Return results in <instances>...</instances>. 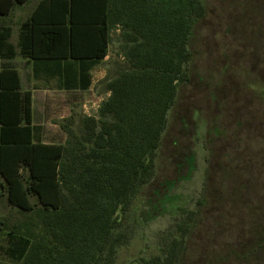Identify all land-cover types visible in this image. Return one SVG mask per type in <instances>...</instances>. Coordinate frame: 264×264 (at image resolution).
Returning a JSON list of instances; mask_svg holds the SVG:
<instances>
[{"label":"trees","instance_id":"trees-1","mask_svg":"<svg viewBox=\"0 0 264 264\" xmlns=\"http://www.w3.org/2000/svg\"><path fill=\"white\" fill-rule=\"evenodd\" d=\"M25 1L0 0V14ZM210 1L43 0L22 25L24 58L98 63L115 28L122 62L104 80L110 96L97 114L62 125L64 144L35 141L32 95L22 91L17 71H1L0 198L24 222L0 220V234L7 232L6 253L17 264H116L136 217L154 218L165 207L168 197L150 208L154 195L161 200L175 185L164 180L153 193L158 151L168 114L192 81L193 43L213 12ZM223 6L226 20L240 22L244 42H264V0ZM233 31L228 25L224 33ZM9 37L0 28V58L17 55ZM237 160L219 167L209 160L196 207L176 221L164 253L141 264H264V165L256 168L248 153ZM214 239L217 245L206 246Z\"/></svg>","mask_w":264,"mask_h":264},{"label":"rangeland","instance_id":"rangeland-1","mask_svg":"<svg viewBox=\"0 0 264 264\" xmlns=\"http://www.w3.org/2000/svg\"><path fill=\"white\" fill-rule=\"evenodd\" d=\"M223 4L224 0L210 1L213 12L202 23L193 43L192 81L181 89L177 104L168 114V125L158 151L153 193L160 192V183L164 180L174 181V189L166 192L161 200L156 195L152 197V209L168 197L165 207L155 213L154 218L136 217L132 238L119 250L116 264H141L142 259L164 253V245L176 221L185 210L196 207L205 186L209 160L218 167L221 163L236 166L237 158L248 153L256 160V168L264 165L261 159L264 158L261 146V138L264 139V42L256 41L257 46H253L252 40L251 44L249 40L244 42L240 22L234 18L226 20ZM228 25L235 30L231 34L224 33ZM118 35L119 31L113 28L109 57L102 64L105 77L116 63L122 62ZM104 78L88 94L54 93L60 100L55 106L42 105L40 101L36 104L37 123L47 130L44 140L65 143L67 133L62 125L76 127L80 116L96 114L95 101L106 99ZM69 104L71 112L62 118L61 111ZM214 128L224 133L225 138L218 140ZM188 158L192 160L190 164ZM216 170L220 181L217 167ZM0 220H7L10 225L24 222V216L9 206L5 196L0 198ZM6 235L7 232L0 234V264H17L6 253ZM219 240L208 241L206 246L217 245Z\"/></svg>","mask_w":264,"mask_h":264},{"label":"crops","instance_id":"crops-1","mask_svg":"<svg viewBox=\"0 0 264 264\" xmlns=\"http://www.w3.org/2000/svg\"><path fill=\"white\" fill-rule=\"evenodd\" d=\"M42 1L43 0H26L22 4L15 2L8 13L0 14V28L10 30L8 42L15 47L17 53L14 58H0V73L5 69L17 71L22 91L31 93L32 126L34 128L33 135L35 141H41L45 144H64L44 140V136H47V130L37 123L38 110L36 109V104L40 101L42 105L55 106L60 100L58 95L54 93L81 95L91 92L96 83L105 77L106 72L105 69L102 68V64L107 60L109 54L103 61L98 63H94V61L91 60L72 59L70 57L60 60L35 61L21 56L18 46L20 29L22 25L30 19L33 12ZM25 72L26 77L24 78ZM26 82L29 83V85H26ZM87 84H89L88 87L83 89L82 87ZM105 95L107 99L110 93L105 92ZM106 99L99 100V102L95 101L96 114L100 105ZM70 112L71 108L69 104L61 111V117L64 118L68 116ZM87 114L88 115L83 116L96 115Z\"/></svg>","mask_w":264,"mask_h":264}]
</instances>
